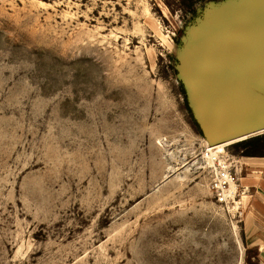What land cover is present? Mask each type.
Listing matches in <instances>:
<instances>
[{"label": "rangeland", "instance_id": "obj_1", "mask_svg": "<svg viewBox=\"0 0 264 264\" xmlns=\"http://www.w3.org/2000/svg\"><path fill=\"white\" fill-rule=\"evenodd\" d=\"M256 1L0 0V264L251 263L183 65Z\"/></svg>", "mask_w": 264, "mask_h": 264}, {"label": "water", "instance_id": "obj_2", "mask_svg": "<svg viewBox=\"0 0 264 264\" xmlns=\"http://www.w3.org/2000/svg\"><path fill=\"white\" fill-rule=\"evenodd\" d=\"M197 35L183 74L206 141L234 144L263 133L264 0L208 22Z\"/></svg>", "mask_w": 264, "mask_h": 264}, {"label": "crops", "instance_id": "obj_3", "mask_svg": "<svg viewBox=\"0 0 264 264\" xmlns=\"http://www.w3.org/2000/svg\"><path fill=\"white\" fill-rule=\"evenodd\" d=\"M237 162H240V171L245 172V176L240 174V185L246 189L240 204L244 209L245 250L251 255V263L247 264H264V157L243 158Z\"/></svg>", "mask_w": 264, "mask_h": 264}, {"label": "built area", "instance_id": "obj_4", "mask_svg": "<svg viewBox=\"0 0 264 264\" xmlns=\"http://www.w3.org/2000/svg\"><path fill=\"white\" fill-rule=\"evenodd\" d=\"M219 145L205 146L199 156V164L206 175V187L215 203L225 210L241 208V195L246 190L240 185L241 171ZM237 206V207H236Z\"/></svg>", "mask_w": 264, "mask_h": 264}, {"label": "trees", "instance_id": "obj_5", "mask_svg": "<svg viewBox=\"0 0 264 264\" xmlns=\"http://www.w3.org/2000/svg\"><path fill=\"white\" fill-rule=\"evenodd\" d=\"M183 92L185 93L184 89ZM233 146L237 148L244 157H264V153L258 151L264 146V134L234 143Z\"/></svg>", "mask_w": 264, "mask_h": 264}, {"label": "bare ground", "instance_id": "obj_6", "mask_svg": "<svg viewBox=\"0 0 264 264\" xmlns=\"http://www.w3.org/2000/svg\"><path fill=\"white\" fill-rule=\"evenodd\" d=\"M231 143H222V144H220L218 147L219 148H223V147H226V146H228V145H230Z\"/></svg>", "mask_w": 264, "mask_h": 264}]
</instances>
